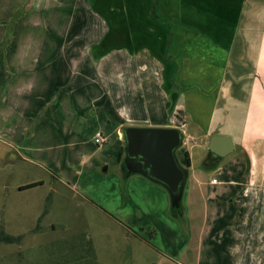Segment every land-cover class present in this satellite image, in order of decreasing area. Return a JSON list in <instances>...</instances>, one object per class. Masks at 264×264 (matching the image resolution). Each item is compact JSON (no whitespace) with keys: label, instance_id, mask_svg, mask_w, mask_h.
<instances>
[{"label":"crops","instance_id":"0c3cea01","mask_svg":"<svg viewBox=\"0 0 264 264\" xmlns=\"http://www.w3.org/2000/svg\"><path fill=\"white\" fill-rule=\"evenodd\" d=\"M15 1L0 0V15L15 14ZM28 1L35 2L30 12L55 23L38 34L20 28L27 50L34 37L64 43L51 46L48 39L41 59L8 63L9 74L16 68L21 76L1 77L3 90L23 95L30 102L26 113L34 111L32 102L40 103L48 111L41 125L64 132L96 117L90 111L83 118L78 102L102 101L97 118L111 123L112 109L122 115V148L126 127L181 130L182 147L193 142L190 149H196L186 148L189 164L179 160L188 169L185 247L191 264H264V0ZM66 12L89 22L87 30H77L88 34L100 32L91 23L99 20L105 37L90 47L72 48L79 39L67 45L76 31L58 26ZM114 54L126 59L117 81L105 71L118 65L110 60ZM60 102L62 109H54ZM66 102L77 108L66 111ZM214 136L233 140V152L215 161L209 156ZM124 161L125 150L121 169L139 175L129 173ZM175 256L180 258L178 250Z\"/></svg>","mask_w":264,"mask_h":264},{"label":"rangeland","instance_id":"374dc122","mask_svg":"<svg viewBox=\"0 0 264 264\" xmlns=\"http://www.w3.org/2000/svg\"><path fill=\"white\" fill-rule=\"evenodd\" d=\"M16 4L20 6L15 14L0 15V78L20 77L16 68L9 74L8 63L16 57L17 62L41 59V48L48 39L51 46L64 43L61 37H34L28 51L20 28L38 34L55 22L30 12L35 2L17 0ZM65 14L58 26L75 28L76 36L66 38L67 45L79 39L72 48L90 47L105 37L99 20L91 23L100 32L88 34L77 30H87L89 22ZM123 56L114 54L110 60L118 65L105 70L115 81L123 71ZM4 88L0 84V264H191L185 247V191L182 207L175 209L165 188L143 176L125 174L119 162L122 142L117 132L121 113L109 109L114 119L109 123L97 118L102 101L82 100L78 103L83 118L90 111H96V117L83 121L87 123L75 132L46 129L41 125L48 112L44 106L32 102L34 111L26 113L30 102L13 88ZM66 104V111L77 108L75 102ZM56 107L62 109V102ZM97 133L108 142L97 145ZM192 144L177 151L181 163ZM36 182L43 184L21 190ZM6 236L16 241L5 242ZM155 243L165 250L157 252L151 247ZM177 250L180 258L175 256Z\"/></svg>","mask_w":264,"mask_h":264},{"label":"water","instance_id":"95a60500","mask_svg":"<svg viewBox=\"0 0 264 264\" xmlns=\"http://www.w3.org/2000/svg\"><path fill=\"white\" fill-rule=\"evenodd\" d=\"M122 136L125 143L123 165L127 171L165 188L170 194L172 207H182L188 169L179 162L177 151L185 142L184 133L169 127H126ZM232 152V138H212L209 153L215 160Z\"/></svg>","mask_w":264,"mask_h":264},{"label":"trees","instance_id":"16d2710c","mask_svg":"<svg viewBox=\"0 0 264 264\" xmlns=\"http://www.w3.org/2000/svg\"><path fill=\"white\" fill-rule=\"evenodd\" d=\"M124 148H122V150H121V152H120V154H119V161H121L122 160V157H123V155H124ZM185 158H186V162H187V164H189V154L188 153H186L185 154ZM43 183L42 182H37V183H32V184H28V185H25V186H23V187H21V190H26V189H30V188H34V187H37V186H40V185H42ZM6 238L8 239V240H5V242H13V241H16V240H14V238H12V237H10V236H6Z\"/></svg>","mask_w":264,"mask_h":264},{"label":"built area","instance_id":"2783aa9c","mask_svg":"<svg viewBox=\"0 0 264 264\" xmlns=\"http://www.w3.org/2000/svg\"><path fill=\"white\" fill-rule=\"evenodd\" d=\"M107 142V138L105 136H103L101 133H97L95 136V143L98 145H103ZM213 183H217V180L214 179L212 181Z\"/></svg>","mask_w":264,"mask_h":264},{"label":"flooded vegetation","instance_id":"af4514ba","mask_svg":"<svg viewBox=\"0 0 264 264\" xmlns=\"http://www.w3.org/2000/svg\"><path fill=\"white\" fill-rule=\"evenodd\" d=\"M209 156H211L210 153H209ZM211 157H212V156H211ZM214 161H215V159H214Z\"/></svg>","mask_w":264,"mask_h":264}]
</instances>
